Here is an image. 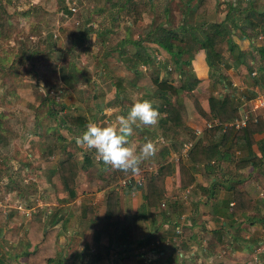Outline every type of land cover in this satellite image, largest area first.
<instances>
[{
  "label": "rangeland",
  "instance_id": "1",
  "mask_svg": "<svg viewBox=\"0 0 264 264\" xmlns=\"http://www.w3.org/2000/svg\"><path fill=\"white\" fill-rule=\"evenodd\" d=\"M134 2L143 3L140 19L132 12ZM59 3L60 0H0V208L5 216L0 228V264L23 263L25 251H31L26 222L38 211L45 230L56 229L53 260L48 264H55V260L88 264V251L100 252V258L92 264H108L110 252L111 256L120 249L139 252L136 242L146 237L148 240L142 243L146 248L158 243L156 247L163 252L154 255L146 250L135 263L158 264L169 252L174 253V245L183 237L180 228L177 232L160 222L159 216L170 209L171 193L164 190V198L153 209V224L148 219H133L143 204L139 194L144 192L143 182L137 175L125 178L131 184L113 180L110 173L115 171L107 166L102 169L95 153L75 143L74 137L85 130L86 124L75 129L61 118L63 114L80 115L87 123L114 125L116 117L126 114L131 104L140 99L151 100L159 110L164 104L160 98L170 96L158 91L152 78L177 86L180 74L194 76L192 53L199 50L203 31L219 23L222 41L215 51L221 59L213 63L215 74L262 87L264 30L263 19L256 13L264 12V0H211L209 10L202 16L192 11L198 0H63L67 12ZM228 5L233 7L230 12ZM161 29L176 32L169 42L180 48V59L188 60V64H177L174 57L158 48L153 40L160 38ZM29 51L35 53L30 58ZM115 79L124 84L118 91L114 90ZM193 93L199 99L203 96ZM179 95L185 98L184 92ZM141 128L130 137L137 151L145 143L140 138L153 127ZM157 140L154 143L160 148L166 146L164 139ZM66 152L78 167L82 165L83 152L91 158V163L84 165L85 173L73 180L76 190L72 198L62 190L55 173L56 164ZM160 160L157 155L144 160L141 169L152 171V163ZM91 175L95 182L102 183L101 201L111 190L121 197L126 195L119 200L123 204L120 214H116L119 219L113 216L103 220L104 208L98 205L99 200L92 201L93 196L86 195L90 192L82 186L88 184ZM130 192L138 196L134 201L137 211L128 214ZM180 193L181 209L189 208ZM90 204L94 214L83 220L84 208ZM108 229L112 236L106 235ZM97 231L100 237L95 241ZM214 236L212 231L196 230V241L185 249L192 253L184 262L205 264V253L217 250L211 247ZM126 242L129 247H122ZM113 245L119 247L115 249ZM214 259L217 260L215 255L207 264H214Z\"/></svg>",
  "mask_w": 264,
  "mask_h": 264
},
{
  "label": "crops",
  "instance_id": "2",
  "mask_svg": "<svg viewBox=\"0 0 264 264\" xmlns=\"http://www.w3.org/2000/svg\"><path fill=\"white\" fill-rule=\"evenodd\" d=\"M192 55L191 67L193 75L198 79L199 84L197 86L198 89L191 90V94L195 97L207 118L199 116L192 103L189 104V99L185 97L181 99L186 111V119L182 125L173 128L168 124L162 131L160 126L165 113L159 111L161 119L158 125L149 130L150 133L145 135L144 138H140V140L153 143L155 140L158 141L157 138L165 140L166 146L161 148L160 145L154 144L159 146L156 155L159 157L164 153L163 163L168 162L171 165V171L164 178L165 190L167 193L170 192L171 197H173V201L169 205L170 209L167 212L168 220L188 228V230L185 228V231H189L191 234L189 237H192L187 240L188 245L196 241V230L201 229L204 232L212 231L214 233V243L211 247H217V250L216 252L205 253V257L207 256L204 259L206 261L205 264L213 255L217 259H214V264H264V198L258 193L264 182V113H262L264 110L261 108L256 109L254 112V115H256L255 120L250 119L251 122H257L260 119L262 128L250 131L248 135L250 138V140L248 139L249 143L242 141V137H239V134L236 135L237 131H245L247 123L242 128H225L222 126V123L240 118L243 112H247L249 110L248 100L255 91L263 89L264 85L259 87L254 83L242 84L236 78L226 80L227 82L229 81L228 84L234 95L233 101L235 105L233 108L235 109V115L228 117L221 124H215L217 128L213 131L205 129L204 125L208 121L218 123L216 121L217 118L209 114L208 96L221 98L229 91H225V86L212 82L208 78V67L200 50L197 49ZM233 81L237 84H234ZM193 91H196L197 95L201 96L203 94V96L199 99ZM169 98L172 99L171 97ZM252 106L254 107L255 105L252 104ZM249 115L252 117L253 113L249 112ZM138 128L142 129L141 127ZM195 129L201 130L198 136L193 135ZM152 132L155 133L152 134ZM187 141L192 142L189 150L197 142L203 148L215 145L217 150L209 159L198 156L200 160L197 163L188 158L189 150L183 153L182 145ZM180 164L184 166L188 172V177H190V182L185 184L183 188L180 187L178 175ZM81 166L83 165L77 166L78 170L75 178L79 176V173H85L84 171L87 168L82 169ZM92 177L91 175L87 181L90 185L87 184L88 186L82 187L86 191L89 190L90 193L86 195H92V201L99 200L98 205H102L100 208H105V198L104 201H101L103 191L100 188L102 183L100 181L95 182ZM75 190L76 186H74ZM80 191L82 192V190ZM178 192L183 193L185 196L184 200L191 208L185 206V209H181L183 200L180 199L181 193L178 195ZM131 194L130 202L126 208L128 214L129 212L135 213L136 206L134 201L138 197L136 194ZM139 194L142 198V192ZM124 197H126L125 194L122 197L119 194L116 195V198H118L115 209L116 214H120L118 212L123 204H119V200ZM74 199L76 198L74 197ZM175 203H179L178 212L172 211V205H175ZM92 206L91 204L88 206L91 207L92 213L90 214H94ZM140 206L139 209L141 208ZM149 211L152 212L153 209ZM145 219H148V217H145ZM123 246L125 245L123 244ZM174 246H176L174 251L179 250L178 245ZM113 247L117 249L119 245H113ZM157 251L159 255L163 252L160 248H157ZM110 256L111 252L108 257L110 258Z\"/></svg>",
  "mask_w": 264,
  "mask_h": 264
},
{
  "label": "trees",
  "instance_id": "3",
  "mask_svg": "<svg viewBox=\"0 0 264 264\" xmlns=\"http://www.w3.org/2000/svg\"><path fill=\"white\" fill-rule=\"evenodd\" d=\"M60 1L61 3L59 4L61 5V9L67 12L66 8L62 4L63 0H60ZM128 1L130 0H124V3H127ZM187 1L188 0H183L184 3H186ZM122 4L123 3H121L119 6H122ZM142 4L143 3L140 4V3L134 2L132 3V6H131L132 12L133 14H135L137 19H140L141 17L140 13L143 12ZM210 4H211V0H198V4L195 5L192 11L193 13L199 16H202L203 14H206V12L209 10ZM249 8L251 11L252 9L251 5L249 6ZM228 10L229 12L232 11L233 7L228 5ZM251 13L252 12H250V14ZM256 14H258V16L261 19H263L261 28L264 30V12H257ZM180 29L183 30L184 26H181ZM222 30L223 29L220 26V23L215 24L214 26H211V28H209L208 30H204L203 31L204 38H203V41L199 45L200 46L199 50L203 53L205 63L208 67V78L212 82L220 83L222 86H225V89H226L225 91H227V89L229 91L224 95L222 94L223 96H221V98H217V97L215 98V97L208 96L207 101L209 104V114H211L212 116H215L217 118L216 121L218 122H224V120L226 121L228 117L232 116L235 113V109L233 108V106L235 105L233 101V98H234L233 92L228 82L226 81L225 77L222 75L217 76V74H215L216 68L213 64L216 60L218 61V59H221L220 56L217 55V52L215 50L221 44ZM83 31L84 33L88 32V30H83ZM160 33H162L160 38L157 41L153 40L158 45V48L162 49L167 55L174 57L173 59L175 60V62H177V64L179 63L185 64V65L188 64L189 63L188 60L180 59V56H181L180 48L177 45H173L171 42H169V38L176 37L175 35L176 32L174 30L172 31V30L161 29ZM82 35H83V32H82ZM226 42L228 45H230L228 38L226 39ZM73 44H76V41H73ZM135 44H138V42H136ZM172 48L174 49L172 50ZM228 49L230 50V46L228 47ZM28 53H29L27 54L28 58L32 57V55L35 54V53H30V51ZM237 57H239V55ZM152 80L154 83H156V86L158 87L157 88L158 91H161V92L165 91L172 98L170 99V98H166L163 96L161 97L162 100L164 101V104L162 105V108L159 109V111L165 113L164 119L162 120V123L160 126V129L162 131L166 128V125L168 124L174 128V127L182 125L186 119L185 106L179 97L180 96L179 92L181 91L185 93L184 97H187L189 99V102L192 103L198 115L203 118H207V115L203 114V111L199 107L197 100L191 94L192 89L194 90L198 89L197 86L199 84V81L195 76H191V75L184 76L183 73L180 74L179 83L177 86H173L170 83L163 81V80L158 81L156 77H153ZM113 85L115 87L114 90L116 91L124 87V84L122 85L119 79H115V81H113ZM49 113L52 114L51 108H49ZM61 121L67 122L68 125H71V127L75 129L87 124L85 117L80 116V115L76 117L70 114H63ZM260 123H261L260 119H258L257 122H251L250 120H248L247 128L245 129V131H242V132L237 131L236 135L239 134L240 135L239 137H242V141L249 143L248 139L250 140V138L248 135L250 134V131L260 130L262 128L260 126ZM134 128H136L134 131L138 132L140 130V128L138 127H134ZM216 128H217L216 126H212L211 128H209V130L213 131ZM216 150L217 148L215 145H210V146H206L205 148H203V147H200L199 142H197L192 147V149L189 150L188 158L191 161H195L199 163L200 159L198 156H202L204 159H209L210 157L213 156V154H215ZM61 151L64 152V148H62ZM91 151L95 153L94 149ZM164 155L165 154L162 153L161 156L159 157L157 156L161 160L160 162L152 163L153 165L151 166H154V169L152 171L147 170L146 172L145 169L143 170L141 169V167L143 166V163H141L140 165L141 171H140V174L137 175V177L144 184L143 185L144 192H142L143 204H141L140 206L141 207L140 212L139 213L137 212V214H135L133 219L137 218V219L143 220L145 219V217H148L149 222H152V224L155 222L153 218L154 212L153 211L151 212L146 209L156 208L158 206V203L164 198V190H165L164 178L171 171V165L168 162L163 163ZM82 158H83L82 160L83 166H81V168L85 169L86 167H84V165L86 164L89 165L91 163V158H89V154H87V152H83ZM98 163L101 165L102 169H105L104 168L105 165L103 164L102 161H99ZM77 170L78 169H77L76 162L75 160H73L69 152H66L65 157L62 160H60L55 166V173H56V177L58 180V184L61 185L62 190L65 191L71 198L74 196V186L75 185L73 184V180L76 176ZM187 173L188 172L184 168V166L180 164L178 175H179V182H180L181 188H183L185 184H188L190 182V177H188ZM110 174H111V177H113V180L115 181L118 180L117 182L125 179L126 177L133 179L132 177H130L131 174H125L120 171H115L114 173H110ZM131 183L132 182H130L129 184ZM125 186H127V188H130L131 185H125ZM178 204L179 203H175V205H172L173 207L172 211H175V212L179 211ZM143 205H145L147 208L144 209L145 207ZM116 206H117L116 193L113 190H111L106 193L105 208L102 214V219L108 220L109 218L113 216L119 219V217L115 215ZM84 210L86 213L83 216V220L84 219L87 220L89 214L92 213L91 208L88 206H85ZM167 214H168L167 212H164L163 215L159 216L161 218L160 222H162L163 226L168 225L170 227H173L174 229L176 228L177 229L176 231L178 232L181 230V233L183 232V235H182L183 237L180 239V241L177 244L179 247V250L174 251V253L169 252V254H167L164 257V260L162 262L159 261L158 264H188V263H185L184 261L185 259H188L192 251L188 253V252H185V249L189 247L187 240L189 238H192V237H189L191 234L189 233V231L187 232L185 231V228H186L185 226H179L175 222L169 221ZM39 216L40 215L38 211L34 214L29 215V218L27 219V222H26L27 232H28V235L31 241V244L29 243L28 248L29 249L31 248L30 249L31 251H28V250L25 251V254L23 255L24 261L22 264H48L52 262L53 260V254H54L52 253L53 240L56 235V229L45 230L46 226L43 224L42 220H40ZM4 217L5 216L2 213L1 208H0V228L2 226V221L4 220ZM133 219L132 221H134ZM186 229L188 230V228ZM109 231H110L109 229L106 231L107 232L106 235L112 236V232H109ZM153 232H155V230H152L151 232L152 236L154 235ZM122 235H123L122 239L125 238V234H122ZM99 237H100V234H99V231H97L95 234V238H94L95 241H98ZM145 239H147V237L142 238V240H140L139 242H136V247L138 249H141L139 252L136 251L133 253H128L129 251L127 249H124L125 251L122 249L117 250L115 252L118 253L117 254L118 256L115 257L116 253L115 255L110 256L109 258L110 260L108 261V264H136L135 262L139 259V257H142V255L146 252V250L151 251L153 254H157L158 251H157L156 246L158 245V243L156 245H153L150 248H146V245L142 244L143 240ZM124 245L125 247H129L128 243L127 244L124 243ZM102 246L103 245L99 244V247H102ZM104 252L107 254L106 251ZM99 253L100 252L96 251V253L92 254L88 251V259H89L88 264H92L93 262H95L96 259H98L99 257ZM55 264H62V263L60 261L55 260Z\"/></svg>",
  "mask_w": 264,
  "mask_h": 264
},
{
  "label": "clouds",
  "instance_id": "4",
  "mask_svg": "<svg viewBox=\"0 0 264 264\" xmlns=\"http://www.w3.org/2000/svg\"><path fill=\"white\" fill-rule=\"evenodd\" d=\"M161 113L149 99L136 100L126 114L116 117L114 125H99L89 122L85 130L76 137L75 143L88 150H95L97 161L113 171L139 175L144 160L156 155L158 148L151 142H145L137 151L130 143L134 127L151 128L158 125Z\"/></svg>",
  "mask_w": 264,
  "mask_h": 264
},
{
  "label": "built area",
  "instance_id": "5",
  "mask_svg": "<svg viewBox=\"0 0 264 264\" xmlns=\"http://www.w3.org/2000/svg\"><path fill=\"white\" fill-rule=\"evenodd\" d=\"M248 102H249V104H248L249 110H247V112H243V115L240 118H235V119H233V120H231L229 122L222 123L223 124L222 126L225 127V128L226 127H228V128H242V127H244L246 125L248 120H250V119H254L255 120V117H256V115H254L255 110L258 109V108H261L262 110H264V88L260 89L258 91H255V93L248 100ZM252 104H254L255 106L253 107ZM249 112L253 113L252 117L249 115ZM262 113H264V111ZM215 124H221V122L216 123V122H213V121H208V122L205 123L204 128L205 129H209L212 126H216ZM200 131L201 130L195 129L193 131V135H197L198 136L200 134ZM263 133H264V131H263ZM191 146H192V142L191 141L184 142L183 145H182L183 153H186L191 148ZM119 183L124 185V184L130 183V182H128V180L123 179ZM258 193H259V195L262 198H264V182H263L262 188L260 189V191Z\"/></svg>",
  "mask_w": 264,
  "mask_h": 264
}]
</instances>
